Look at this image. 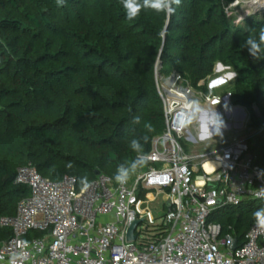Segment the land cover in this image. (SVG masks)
<instances>
[{"label":"trees","instance_id":"16d2710c","mask_svg":"<svg viewBox=\"0 0 264 264\" xmlns=\"http://www.w3.org/2000/svg\"><path fill=\"white\" fill-rule=\"evenodd\" d=\"M234 1L181 0L170 17L149 10L129 21L120 0H65L63 7L56 0H0V216L14 215L29 194L14 183L28 162L50 180L74 176L79 189L95 170L114 179L118 166L136 157L132 139L147 135L148 153L165 129L158 63L159 74L176 71L203 93L216 63L235 73L229 100L246 108L258 131L247 139L249 152L264 167V60L240 48L264 27V15L235 24L226 10ZM134 116L139 124L131 123ZM262 206L250 201L228 211L222 233L241 244ZM9 235L0 228L1 240Z\"/></svg>","mask_w":264,"mask_h":264},{"label":"built area","instance_id":"2783aa9c","mask_svg":"<svg viewBox=\"0 0 264 264\" xmlns=\"http://www.w3.org/2000/svg\"><path fill=\"white\" fill-rule=\"evenodd\" d=\"M155 74L165 129L142 154L146 169L126 184L99 174L78 189L74 176L50 180L30 162L18 167L14 183L29 194L18 201L14 215L0 216V228L10 230L0 239V264H264V231L255 220L241 244L210 220L218 209L264 200L259 175L264 167L255 164L248 137L233 136L215 151L192 154L179 141H204L210 125L200 116L229 94L217 95L212 87L203 93L176 71L162 76L157 64ZM189 113L191 119L181 125V114ZM207 161L215 163L210 170ZM158 200L163 215L149 232ZM136 220L134 239L127 240Z\"/></svg>","mask_w":264,"mask_h":264},{"label":"clouds","instance_id":"9594fccd","mask_svg":"<svg viewBox=\"0 0 264 264\" xmlns=\"http://www.w3.org/2000/svg\"><path fill=\"white\" fill-rule=\"evenodd\" d=\"M64 3L65 0H56L58 7H63ZM120 3L122 5L126 19L132 21L137 19L142 12L149 10L157 14L164 13L170 17L175 13L176 8L180 6L181 0H120ZM251 31L256 33V29H251ZM240 48L247 49L253 60H264V27H261L258 30V33L255 35L247 36L240 45ZM232 75L235 76L236 74L233 73ZM191 115V113L187 115L181 114L178 122L181 125L187 124V122L191 119ZM131 123L139 124L140 117L134 116ZM208 125L214 129V132L210 130V127L207 129L209 135H222L221 129L226 126L221 116L215 110L213 111L211 117L208 118ZM144 127L147 132L154 131L150 122H146ZM141 141H143V143H141ZM147 142V135H144L139 139H132L129 142V147L134 153H136V157L131 160H127L118 166L114 176V179L117 183L126 184L136 173L137 169L145 163V159L142 154L144 144ZM259 175L261 178H264V173ZM81 183L86 188L88 186L87 178H82ZM260 194L261 196H264V187H261ZM252 216L255 220L257 229L264 231V206L255 209L252 212Z\"/></svg>","mask_w":264,"mask_h":264},{"label":"rangeland","instance_id":"374dc122","mask_svg":"<svg viewBox=\"0 0 264 264\" xmlns=\"http://www.w3.org/2000/svg\"><path fill=\"white\" fill-rule=\"evenodd\" d=\"M261 1H264V0H236L233 3H230L228 5L229 13L234 16L235 18L234 23L237 24L239 23V21H241L242 19L248 16L253 15V16L261 17L262 15H264V8L262 7L254 8L255 5ZM249 2H251V4H248ZM217 65L218 63H216L214 67V72H216V74H214L212 77L207 79L206 85L216 84V86L218 87L215 89H217L221 94H223L229 91V88L232 85L234 76L233 75L231 76L232 72L229 69H226L225 67L221 68V70L220 69L218 70ZM157 66L159 68L160 64L158 63ZM229 72H230V75L227 74ZM229 124H230L229 129H226V130L221 129L222 135L214 134L210 139H208L205 142L197 141L196 143H193L192 141L187 140V139H180L179 141L184 151L188 154H192L194 152L206 153V152H212L218 149L227 140V138L233 134V132L239 134L240 137H251L254 131H256L253 127L249 126V121H245V123L241 124L240 126H236L235 121L233 122L229 121ZM212 130L214 129L212 128ZM146 167L147 165L143 164L141 167L137 169V171H142L146 169ZM262 201L264 200H258L257 202H262ZM160 205L161 204L159 200L152 204V207L156 208L155 223L154 225L152 224L149 225L148 227V230H150L149 232H153L154 226L157 225L161 220V216L163 215V213L161 212ZM236 208H237L236 206H228L225 208L218 209L213 212V214L210 217V220L219 223L220 221H223L225 220V218H227V216L229 215L228 211L235 210Z\"/></svg>","mask_w":264,"mask_h":264},{"label":"crops","instance_id":"0c3cea01","mask_svg":"<svg viewBox=\"0 0 264 264\" xmlns=\"http://www.w3.org/2000/svg\"><path fill=\"white\" fill-rule=\"evenodd\" d=\"M221 68H224V66H222ZM221 68H218V70ZM226 69H228L227 67H225ZM216 74V72L213 71V75ZM230 75V72L227 73ZM232 76V74H231ZM221 80V79H220ZM221 82V81H220ZM212 87V90L215 94L217 95H224L227 94L228 92H225L223 94H221L217 89L218 86L215 85H207V88ZM208 112L204 113L200 116V121H208V118L211 117L213 111L215 110L222 118V120L225 122V124H229V121H248V112L246 110V108L241 107L240 105L233 107V104L230 103V101L228 100V103L223 100L222 102L218 103V102H213L211 104L208 105ZM230 128V124L228 127H224L222 128L223 130L229 129ZM206 130V129H205ZM214 132V130H212ZM213 135H209V133L207 134L206 138L204 139V142L207 141L208 139H210ZM233 136H239V134L234 133L229 136L227 138V140L225 142H227L228 140H230V138H232ZM203 142V141H201ZM224 142V143H225ZM194 153H198V152H194Z\"/></svg>","mask_w":264,"mask_h":264},{"label":"water","instance_id":"95a60500","mask_svg":"<svg viewBox=\"0 0 264 264\" xmlns=\"http://www.w3.org/2000/svg\"><path fill=\"white\" fill-rule=\"evenodd\" d=\"M167 24H168V23H167ZM167 24H166V26H165V30H166V28H167ZM217 67H218V68H221L222 65H221L220 63H218ZM232 74H233V73H232ZM225 101L228 103V96L225 97ZM241 107H242V106H241ZM252 109H253V112H254L255 116H256L257 118H261V113H260L259 108L257 107V105L253 104ZM225 125H226L225 127H228V126H229V124H227V123H226ZM236 126H239V125H236ZM94 174H95L96 176L99 175V174H100L99 170H95ZM213 186H214L213 183L208 184V187H213ZM138 223H139V221L136 220V221H134V222L130 225V227L128 228V230H127V240H133V239H134L133 229L135 228V226H136ZM235 247H236V240H234L233 243H232V245H231V248H232V249H234Z\"/></svg>","mask_w":264,"mask_h":264},{"label":"bare ground","instance_id":"6f19581e","mask_svg":"<svg viewBox=\"0 0 264 264\" xmlns=\"http://www.w3.org/2000/svg\"><path fill=\"white\" fill-rule=\"evenodd\" d=\"M248 4H251V2H249ZM255 5V4H254ZM253 6V5H252ZM264 8V1H261V2H259L258 4H256L255 5V7L254 8ZM211 128V126H207V127H205V129L207 130L208 128ZM208 131V130H207ZM214 165H215V163L213 162V161H207L206 163H205V168L207 169V170H210V169H212V167H214Z\"/></svg>","mask_w":264,"mask_h":264}]
</instances>
